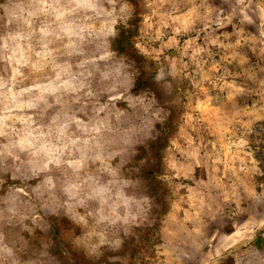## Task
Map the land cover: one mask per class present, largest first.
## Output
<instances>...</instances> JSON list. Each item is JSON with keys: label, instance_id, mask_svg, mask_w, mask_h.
Here are the masks:
<instances>
[{"label": "rangeland", "instance_id": "obj_1", "mask_svg": "<svg viewBox=\"0 0 264 264\" xmlns=\"http://www.w3.org/2000/svg\"><path fill=\"white\" fill-rule=\"evenodd\" d=\"M88 2L0 0V264H264V0Z\"/></svg>", "mask_w": 264, "mask_h": 264}, {"label": "clouds", "instance_id": "obj_2", "mask_svg": "<svg viewBox=\"0 0 264 264\" xmlns=\"http://www.w3.org/2000/svg\"><path fill=\"white\" fill-rule=\"evenodd\" d=\"M112 3L113 0H89L87 3V7L91 11H96L98 8L100 11H103L102 3ZM160 106H162V102H159ZM121 133V137L124 143L128 142V138L131 136H134L136 134L144 133V129L140 128L138 126H129L127 128L119 130ZM129 178L134 179L135 175L133 172L127 173ZM79 187V186H77ZM103 191V190H102ZM74 199H77L78 203H85L88 199H94V197H91L87 194L86 190L82 191L79 196L74 195ZM130 201V197H124L122 195V189L118 184H114L112 188L108 191H105V195L102 197L100 203L101 207L98 210L99 216L101 220L109 219V213L113 217L110 220V223H116L117 221H120L121 223H127L130 219L129 214L127 212V204ZM134 202V201H133ZM124 208L123 214H120L117 212L118 208ZM90 215H96V213H92ZM134 219V217L132 218ZM2 239V237H0ZM0 251H4L3 248H0Z\"/></svg>", "mask_w": 264, "mask_h": 264}]
</instances>
